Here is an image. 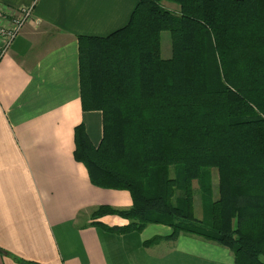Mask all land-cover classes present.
Masks as SVG:
<instances>
[{"label": "trees", "instance_id": "16d2710c", "mask_svg": "<svg viewBox=\"0 0 264 264\" xmlns=\"http://www.w3.org/2000/svg\"><path fill=\"white\" fill-rule=\"evenodd\" d=\"M78 43L82 107L103 113L104 132L95 147L78 126L75 159L94 186L133 200L91 218L128 220L97 223L119 235L166 225V239L198 236L235 264H264V0H138L125 27Z\"/></svg>", "mask_w": 264, "mask_h": 264}, {"label": "crops", "instance_id": "0c3cea01", "mask_svg": "<svg viewBox=\"0 0 264 264\" xmlns=\"http://www.w3.org/2000/svg\"><path fill=\"white\" fill-rule=\"evenodd\" d=\"M137 2L0 0L11 16L33 12L0 60V248L13 257L36 264H235L218 243L184 233L166 239V225L119 235L97 223L122 227L128 220L91 218L102 206L130 209L133 200L127 190L94 186L75 159L78 126L95 147L104 132L103 113L82 107L78 37L125 27ZM212 184L216 198L214 177ZM156 238L162 240L145 244ZM13 257L0 254V264H19Z\"/></svg>", "mask_w": 264, "mask_h": 264}, {"label": "built area", "instance_id": "2783aa9c", "mask_svg": "<svg viewBox=\"0 0 264 264\" xmlns=\"http://www.w3.org/2000/svg\"><path fill=\"white\" fill-rule=\"evenodd\" d=\"M33 17L32 8H23L11 16L0 6V60L9 52L22 28Z\"/></svg>", "mask_w": 264, "mask_h": 264}, {"label": "rangeland", "instance_id": "374dc122", "mask_svg": "<svg viewBox=\"0 0 264 264\" xmlns=\"http://www.w3.org/2000/svg\"><path fill=\"white\" fill-rule=\"evenodd\" d=\"M165 6L168 5L169 7L173 5H170L168 3H163ZM162 56L165 59H168L172 56V50H171V40H170V35L169 33H163L162 34ZM175 173V169L171 168L170 170V175L173 177ZM213 177H214V182H215V189H218V183H219V175L218 172L216 170H214L213 172ZM195 187V185H194ZM197 188V187H195ZM198 197H196V202H195V211H196V216L198 218H202V212H201V204H200V200L198 201Z\"/></svg>", "mask_w": 264, "mask_h": 264}]
</instances>
